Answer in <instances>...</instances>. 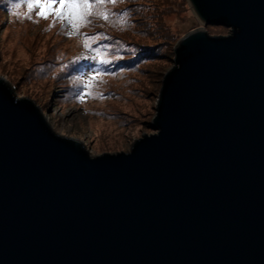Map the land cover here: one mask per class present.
I'll use <instances>...</instances> for the list:
<instances>
[{
    "label": "water",
    "instance_id": "95a60500",
    "mask_svg": "<svg viewBox=\"0 0 264 264\" xmlns=\"http://www.w3.org/2000/svg\"><path fill=\"white\" fill-rule=\"evenodd\" d=\"M186 2L203 27L127 151L91 156L0 77V264H264V0Z\"/></svg>",
    "mask_w": 264,
    "mask_h": 264
},
{
    "label": "rangeland",
    "instance_id": "374dc122",
    "mask_svg": "<svg viewBox=\"0 0 264 264\" xmlns=\"http://www.w3.org/2000/svg\"><path fill=\"white\" fill-rule=\"evenodd\" d=\"M13 1L0 0V77L17 98L33 101L57 134L83 142L93 157L127 151L133 138L154 133L153 103L172 47L203 27L186 0H104L99 7L78 0L73 16L67 7L40 14L35 8L47 4ZM108 12L125 15L116 23ZM90 57L105 66L78 76L76 66Z\"/></svg>",
    "mask_w": 264,
    "mask_h": 264
},
{
    "label": "trees",
    "instance_id": "16d2710c",
    "mask_svg": "<svg viewBox=\"0 0 264 264\" xmlns=\"http://www.w3.org/2000/svg\"><path fill=\"white\" fill-rule=\"evenodd\" d=\"M13 1V0H12ZM34 0H14L13 1V3L14 4H16L15 2H18V3H22V4H25V5H30V6H33L34 7V5H33V2ZM37 1V0H36ZM51 1V3L49 4V5H47V7L45 6L44 8H43V6L42 7H40V8H35L36 10H40L39 12H40V14L43 12V10H45V11H53V9H54V7H55V5L57 4V2H60L61 3V6H60V9H63L64 10V8L65 7H67L68 8V10H69V13L73 16V13H72V10H73V8H75V6L74 5H77L78 4V0H50ZM97 1H100L99 2V4H97V3H95V5L96 6H100L102 3L101 2H104V0H96V2ZM20 6V5H19ZM43 8V9H42ZM127 12V11H126ZM43 14V13H42ZM108 15H109V18H112L113 20H114V22H116V23H119L120 22V20H121V18H123L124 17V15H125V12H122V14L121 15H116V16H114V14L113 13H110V12H108ZM59 17H62L61 15H59ZM139 59V57H135L134 58V60L136 61V59ZM140 60V59H139ZM82 62L80 63V65L79 66H76V67H80L78 70V76H81V74L83 75L84 73H85V68L88 66L89 67V70H93L94 69V66H98L99 67V64H101V65H103V66H105L104 64H102L101 63V61H98L97 59H96V57H93V58H91L90 57V59H86V60H81ZM132 61H133V59H132ZM90 65V66H89ZM98 71H99V68L97 69V73H98Z\"/></svg>",
    "mask_w": 264,
    "mask_h": 264
}]
</instances>
